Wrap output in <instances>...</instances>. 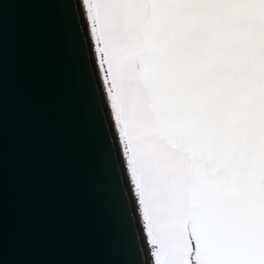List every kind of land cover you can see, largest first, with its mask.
I'll list each match as a JSON object with an SVG mask.
<instances>
[{
  "label": "snow or ice",
  "instance_id": "1",
  "mask_svg": "<svg viewBox=\"0 0 264 264\" xmlns=\"http://www.w3.org/2000/svg\"><path fill=\"white\" fill-rule=\"evenodd\" d=\"M153 264H264V0H82Z\"/></svg>",
  "mask_w": 264,
  "mask_h": 264
},
{
  "label": "water",
  "instance_id": "2",
  "mask_svg": "<svg viewBox=\"0 0 264 264\" xmlns=\"http://www.w3.org/2000/svg\"><path fill=\"white\" fill-rule=\"evenodd\" d=\"M103 87L81 0H0V264H153Z\"/></svg>",
  "mask_w": 264,
  "mask_h": 264
},
{
  "label": "rangeland",
  "instance_id": "3",
  "mask_svg": "<svg viewBox=\"0 0 264 264\" xmlns=\"http://www.w3.org/2000/svg\"><path fill=\"white\" fill-rule=\"evenodd\" d=\"M81 2H82V0H81ZM82 6H83V10L85 11V14H86V16H87V20L89 21V23H88V27H89V31H90V20H89V17H88V15H87V13H86V9H85V6H84V3L82 2ZM90 36H91V40H92V45H93V48H95L96 46H95V41H94V34L90 31ZM96 49V56H97V59H98V62H99V69H100V71H101V75H102V77H103V79H104V67L103 66H101V64H100V53H99V51H98V49L97 48H95ZM102 79V81H103V84H104V90H105V92H106V95H107V102L109 103L110 102V97L108 96V94H107V87H108V85H107V81L104 79L103 80ZM109 107H110V104H109ZM110 110H111V112H112V115H113V119H114V110L113 109H111L110 108ZM113 124H114V128H115V130H116V133H117V135H118V137H119V134H118V125L115 123V122H113ZM119 140H120V143H122L121 142V139H120V137H119ZM124 158H125V156H124ZM125 161H126V159H125ZM124 166H125V168H126V170H127V172H128V174L130 173L129 171H130V169L128 168V166L126 165V163H124ZM131 183H132V187H133V182L131 181ZM144 223V222H143ZM144 227H146L145 226V224H144ZM147 240L148 241H146V242H148V244L150 245V238L149 237H147ZM153 250L150 248V246H149V249H148V245H147V252L150 254V253H153L152 252ZM153 258H154V255L152 254V261H153Z\"/></svg>",
  "mask_w": 264,
  "mask_h": 264
},
{
  "label": "bare ground",
  "instance_id": "4",
  "mask_svg": "<svg viewBox=\"0 0 264 264\" xmlns=\"http://www.w3.org/2000/svg\"><path fill=\"white\" fill-rule=\"evenodd\" d=\"M81 4H82V2H81ZM82 7H83V6H82ZM91 41H92V40H91ZM92 44H93V43H92ZM103 88H104V87H103ZM117 136H118V135H117ZM118 140H119V139H118ZM124 169H126L125 166H124ZM133 202H134V206H135V208H136V209H135V210H136L135 213L137 214L138 209H137V205H136V202H135L134 198H133Z\"/></svg>",
  "mask_w": 264,
  "mask_h": 264
}]
</instances>
